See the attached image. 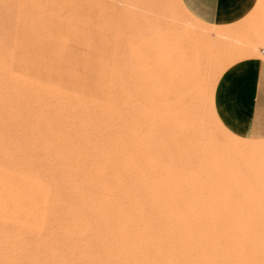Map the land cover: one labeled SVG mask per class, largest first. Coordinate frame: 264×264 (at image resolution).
<instances>
[{
    "label": "bare ground",
    "instance_id": "1",
    "mask_svg": "<svg viewBox=\"0 0 264 264\" xmlns=\"http://www.w3.org/2000/svg\"><path fill=\"white\" fill-rule=\"evenodd\" d=\"M175 2L196 24L188 30L173 20L172 31L215 35L214 55L223 59L165 49L156 61L157 115L121 118L104 134H84V146H55L58 129L33 135L46 159L38 164L21 161L17 146L0 150V264H264V142L229 132L214 108L220 76L263 53L253 39L264 42V11L241 40L244 24H206ZM210 123L221 135L214 147ZM157 131L173 175L166 183L157 179Z\"/></svg>",
    "mask_w": 264,
    "mask_h": 264
},
{
    "label": "rangeland",
    "instance_id": "2",
    "mask_svg": "<svg viewBox=\"0 0 264 264\" xmlns=\"http://www.w3.org/2000/svg\"><path fill=\"white\" fill-rule=\"evenodd\" d=\"M113 2L0 0V150L17 146L22 152L21 161L38 164L46 159L42 158L38 145L32 141L33 135L43 133L42 136H47L48 130L58 129L61 136L55 146H84L87 145L84 134H88V138L97 137L99 132L104 134L108 126L116 128L121 118L149 111L147 115H157V100H154L157 99L156 61L163 58L166 50L189 51L204 60L223 59L214 55L221 49V42L215 35L184 38L172 31L173 20L188 30L196 24L193 18L180 10L175 0H157V4L148 0H128L124 5L130 8L131 11L125 8L129 13L123 10L124 5ZM263 11L264 0H254L251 8L235 22L213 25L228 28L244 24L240 39L246 40ZM251 15L254 18L249 22ZM200 26L205 30L213 29L209 25ZM154 37L164 45L157 43ZM253 40L260 54L263 53L248 60L264 62V42ZM142 74L145 77L141 78ZM210 125L209 142L214 145L221 135L215 128L212 131ZM160 136V141L157 138L158 150L165 144ZM240 137L264 142V137ZM98 143H102L101 139ZM33 148L38 157L29 153ZM162 156L165 159L162 154L158 156L157 163L166 161ZM14 160L10 158L8 161ZM75 160L73 156L68 158L70 162ZM161 164L157 166V170L162 168L157 171V179L160 177L166 183L173 175L166 173L165 162ZM161 170L163 176H160ZM163 187L166 186L162 183Z\"/></svg>",
    "mask_w": 264,
    "mask_h": 264
},
{
    "label": "crops",
    "instance_id": "3",
    "mask_svg": "<svg viewBox=\"0 0 264 264\" xmlns=\"http://www.w3.org/2000/svg\"><path fill=\"white\" fill-rule=\"evenodd\" d=\"M182 2L203 23L228 24L241 18L254 0ZM215 88L214 108L221 124L238 137H264V62L248 60L229 67Z\"/></svg>",
    "mask_w": 264,
    "mask_h": 264
}]
</instances>
